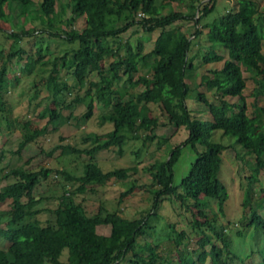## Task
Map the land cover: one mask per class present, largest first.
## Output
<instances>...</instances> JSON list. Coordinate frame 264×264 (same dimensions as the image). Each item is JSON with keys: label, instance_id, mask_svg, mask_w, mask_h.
<instances>
[{"label": "trees", "instance_id": "trees-1", "mask_svg": "<svg viewBox=\"0 0 264 264\" xmlns=\"http://www.w3.org/2000/svg\"><path fill=\"white\" fill-rule=\"evenodd\" d=\"M159 1L72 0L58 12V0H0V38L13 42L7 54L0 50V113L8 112L7 90L21 82V78L10 76L12 64L25 59L24 75L33 77L34 92L29 103L39 98L40 88L45 85L53 98L47 111L50 123L67 125L70 116L65 117L63 112L81 104L87 107L86 117L90 119L97 98L105 104L100 125L113 126L106 134L84 137V148L68 144L52 151L50 155L61 149L63 156L87 157L79 177L64 170L27 168L30 161L4 171L0 183L6 181L7 185L0 192V204L7 200L12 204L10 210L0 209V246L7 245L0 247V264H205L209 257L214 264H240V261L245 264L233 249L228 229L232 222L224 226L220 220L221 215L227 217L230 199L221 178L227 147L212 139L216 131H221L235 138L246 156L255 158L252 171L246 176L248 187L242 203L244 210H251V217L243 221V227H254V235L261 234L264 192L257 191L256 184L264 173V108L255 105V114H248L244 96L247 80L242 68L258 86L264 85V15L258 12L256 0H235L232 11L203 26L202 20L214 11L216 0L202 8V0H170L180 7L185 5L187 12L167 11L171 2L159 4ZM68 9L73 16L85 18L84 30L65 28L73 22L63 20ZM179 22H194L195 34L188 36L176 27ZM137 28L146 33L161 30L149 54H144L141 43L134 52L123 39ZM205 33L228 51L229 59L222 70L210 72L212 77L204 76L198 85L195 82L198 69L224 61L211 51L204 55L194 52ZM52 41L64 42L70 48L47 60ZM110 43L118 45L111 47ZM111 57L115 60L107 69L105 63ZM141 71L145 74L136 79ZM46 72L49 75L43 77ZM94 74L100 81L91 80ZM200 86L215 90L218 99V104H214L199 93L198 100L208 109L206 121L194 116L187 105L190 93ZM141 87L144 91L134 92L133 89ZM230 97L238 99V103L231 104ZM151 104L161 105L174 128L189 131L188 139L169 151L162 161H155V153L149 152L156 140L160 150L169 142L166 137L153 135L159 122L152 115ZM8 123L12 128L13 121ZM20 127L18 154L48 132V127L39 128L29 119L20 122ZM134 142L141 143L135 153V165L108 172L100 167L98 154L114 149L123 156L127 146ZM186 147L194 150L197 159L181 186L175 187L176 166ZM200 147L205 150L201 152ZM142 149L151 157L144 171L154 186L153 211L138 220L125 217L121 209L107 213L101 209L88 215L83 204L77 202V196L95 194L98 187L113 182L129 181L142 163ZM4 158L0 157V164ZM53 174L61 175L64 187L69 189L56 199L57 207L48 210L52 218L43 222L40 216L45 209L38 208L42 200L36 199L35 191ZM135 194L136 187L131 184L122 193L120 204ZM163 198L177 200L192 214L193 229L202 235L197 241L198 249H191L187 234L178 232L175 225H170L175 234V255H170V251L166 254L155 240L159 230L152 221L160 216L157 209ZM100 226H111L110 236L100 235L97 231ZM149 235L154 239L148 241ZM239 236H244L243 232ZM260 264H264V259Z\"/></svg>", "mask_w": 264, "mask_h": 264}, {"label": "rangeland", "instance_id": "rangeland-1", "mask_svg": "<svg viewBox=\"0 0 264 264\" xmlns=\"http://www.w3.org/2000/svg\"><path fill=\"white\" fill-rule=\"evenodd\" d=\"M37 2L39 0H36ZM72 0H58L57 11L60 12L63 7H67ZM203 5L209 3L212 5V0H202ZM170 0H160L159 4H168ZM258 5V12L264 15V0H256ZM235 0H216L215 9L207 17L202 20V25L213 24L219 21L228 12L234 9ZM173 9L175 11L187 12L185 5L179 6L177 2H171V6L167 7V11ZM199 14V13H198ZM200 15V14H199ZM74 19V20H72ZM63 20L70 21L72 24L65 26L67 30L76 29L82 31L85 29V18L73 16L72 10L68 9L63 15ZM29 26L28 28H30ZM176 27H180L188 36L195 34L197 27L194 22H179ZM161 33V30H156L153 33H146L142 29H133L123 36L125 42H129L130 47L134 52H137L138 45H143L144 54H149L155 48L156 41ZM0 50L4 49L5 54L8 53L12 41H7L4 38H0ZM50 44V54L47 60H52L62 54V51L70 48V45L64 42H54ZM111 47H116L118 43H110ZM200 51L203 55L211 51L224 58L222 62H216L205 65L198 69L195 82L198 85L202 84L204 76H209L210 72L214 70H222L224 62L229 59V53L222 46H219L215 41L211 40L209 35L205 33L199 46L194 48V52ZM264 52V46H263ZM125 54V50L122 51ZM194 54V53H193ZM15 60L10 70V76L13 79L21 78V82L17 86L10 87L7 90V100L9 101L8 112L0 113V157L4 155V160L0 164V180L3 177L4 171L26 165L28 161L31 163L27 168L39 169L47 168L58 171H67L73 176H81L83 173L84 163L88 160L85 156L69 155L63 156L62 150L59 149L52 151L58 146L71 145L78 148H84V137L92 133L106 134L113 130L111 124L105 126L100 125V117L105 111V104L102 101L95 99V109L93 116L88 119L86 117L87 107L84 104L73 107L71 110L63 112L65 117L70 116V121L65 126H60L59 123H50V115L47 112L52 105L53 98L51 97L47 87L41 86L40 96L32 104L29 103L32 91L31 82L33 77H27L24 75V62ZM115 60V58H109L105 66L108 69L109 65ZM244 77L247 80V88L244 92L246 98V106L248 108V114L253 116L258 108H264V85L258 86L252 79L251 75L242 68ZM48 72V70H47ZM45 73L43 77H47L49 74ZM145 74L141 71L136 75V79L139 76ZM92 81H100V77L94 74L91 77ZM190 83V81H188ZM69 83H73L71 80ZM145 88L133 89L134 92L144 91ZM259 92V94H258ZM199 93H204L211 103L218 104L217 94L215 90H209L206 86H200L198 89H193L190 93L187 105L189 110L194 116H198L201 120L206 121L208 119V109L205 104L198 100ZM231 104L238 103V99L229 98ZM242 103V102H241ZM152 115L158 119L159 127L155 130L153 135L166 137L169 142L167 145H163L160 150L157 146L158 140H156L151 148V153H155L154 160H165L169 156V151L176 146L183 144L189 137V131L186 128L176 129L170 125L169 120L165 112L162 110L160 104H151ZM26 119L32 120L39 128L48 127L46 135L41 137L37 142L30 144L20 154H18L19 144L22 140V129L20 122L23 123ZM9 121H13V127L9 128ZM65 140V141H62ZM212 141L214 143H220L227 147L224 152V165L222 168L221 178L226 183L230 199L227 207V217L220 216V220L224 226H227L228 221L232 224L229 229L231 238L233 239V249L244 260L245 264H260L264 259V232L258 235H254V227H243V221L251 217V210H244L242 203L245 197V191L248 187V181L246 176H249L255 158L253 156H246L244 149L236 143V139L231 136H225L223 132L216 131L213 134ZM141 143H130L123 156H120L114 149L105 151L98 154L97 159L100 167L108 172L111 170L122 169L135 165L137 157L135 153L140 149ZM201 152L205 150L204 147L199 148ZM143 150V149H142ZM147 150H143L141 155V165L138 167V171L132 175V178L126 182H113L105 187H98L95 194L88 193L84 196H77L76 200L82 203L86 208L88 215H95L101 209L103 212H115L121 209L123 215L131 220L141 219L144 215H147L153 211L155 204V195L152 193L154 189L152 180L145 173L144 168L148 165L151 157L146 155ZM197 155L191 147L184 148L182 157L176 166L174 186L180 187L183 179H185L192 168L193 163L196 161ZM65 181L61 175L53 174L49 180L42 181L35 191L37 200H42V203L38 206L40 209H45L44 213L40 216L41 221L46 222L52 218V215L48 210L55 209L57 207V201L59 197L68 192L69 187H64ZM133 184L136 187V194L134 196H128L120 204L121 195L127 191L130 185ZM7 185L6 181L0 183V192H2ZM257 191L264 192V173L259 177V182L256 184ZM163 202L160 203L157 213L160 215L152 224L157 227L159 233L155 240L158 242L164 252H169L170 255H175V247L173 240L175 234L172 233L170 225H175L178 232H185L188 239L191 242V249H198L197 241L202 236L198 231H195L192 226L193 216L186 211L184 207L177 200H171L163 198ZM12 201L7 200L0 204V209L10 210ZM214 208H217L214 206ZM260 215L264 217V211H260ZM111 226H100L97 231L100 235L110 236ZM239 232H243L244 236H239ZM172 234V237H170ZM154 238L148 236L147 240L151 241ZM1 248H6V244H2ZM210 250V247L207 248ZM67 253H65V256ZM205 264H214V261L209 257ZM243 264V261H240Z\"/></svg>", "mask_w": 264, "mask_h": 264}]
</instances>
